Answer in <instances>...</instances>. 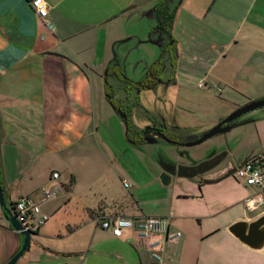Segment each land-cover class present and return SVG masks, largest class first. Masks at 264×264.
I'll return each mask as SVG.
<instances>
[{
  "label": "crops",
  "instance_id": "0c3cea01",
  "mask_svg": "<svg viewBox=\"0 0 264 264\" xmlns=\"http://www.w3.org/2000/svg\"><path fill=\"white\" fill-rule=\"evenodd\" d=\"M45 1L48 15L41 20L28 0H0V187L5 209L47 185L52 172L60 175L51 188L54 196L42 206L49 220L33 231L15 264H144L157 236L141 241L129 229L115 237L93 220L97 215L145 216L133 191L114 195L102 183L115 171L111 150L103 149L98 138L109 106L102 74L114 52L117 58L123 54L117 47L130 19L163 1ZM168 5L176 8L171 28L176 83L157 101L161 114L168 105L177 107V125L168 126L185 124L183 117L193 121L188 128L203 125L194 116L201 109L206 116V106L187 91L191 83L220 90V95L223 90L233 93L229 99L219 96L217 119L206 120L205 132L240 105L264 99V0H174ZM242 90L255 91L242 96ZM236 93L244 103H237ZM237 126L242 139L239 143L235 136L237 148L228 158L237 165L258 158L264 166V115ZM84 144L92 146V156L82 153ZM178 156L173 163H181ZM159 163L162 170L164 161ZM191 185L180 196L203 213L179 217L173 213L178 208L170 205L173 211L165 215L145 216L165 218L182 234L177 245L164 244L162 264H264V204L254 210L244 205L257 193L264 197V181L259 188L230 178ZM4 212L0 205V264H7L24 241ZM239 222L245 223L241 230L230 231Z\"/></svg>",
  "mask_w": 264,
  "mask_h": 264
},
{
  "label": "rangeland",
  "instance_id": "374dc122",
  "mask_svg": "<svg viewBox=\"0 0 264 264\" xmlns=\"http://www.w3.org/2000/svg\"><path fill=\"white\" fill-rule=\"evenodd\" d=\"M173 1L174 0H165V2L163 1L162 5L165 4L168 8V4L172 3ZM159 3H161V1ZM153 8H155V6ZM149 11L150 9H148L147 11H141L140 15H134L136 16V19H130L129 25L126 27L125 30V37L122 41H120L122 43L119 45V47H117L118 51L120 53H123L120 54V58L121 60H123L121 67L124 71L125 76H139L140 71L139 68H137L139 60H143L145 62L153 61L156 59L157 54H159L160 52V49L157 46L145 43L148 40V36L152 31V27H154L155 25L153 18L150 17L152 14L143 15L144 13L147 14ZM127 31L130 32L128 35H126ZM127 59L129 61L125 62V60ZM135 66L137 70H134ZM191 85L192 86L190 87V90L187 91H189L190 94H194L199 97V103L203 108L206 106V116L201 109L199 113H195L194 122L199 121V123H205L206 120H208L209 118L210 121L216 120L217 117L215 116V114L218 112V110L214 108L218 106L219 96L220 98L227 97L229 99V95L233 94L232 91L223 90L224 92H222L220 95V90H203L201 88H195L193 86V83H191ZM82 90L87 89L83 88ZM97 90H101V84L100 87L98 86ZM171 91H173V94L175 93V90ZM242 91L245 93L241 92V94H239L244 96L246 95V92L251 94L255 90ZM206 93H209L210 96L205 97ZM239 94L236 93V95L233 97L237 99V103H244V98L240 97ZM98 95L100 100L102 101L100 93ZM145 98H149V95H146ZM208 110L210 113L207 112ZM227 110L228 108L225 111L220 110V112L224 114L227 112ZM147 111H151L152 113L154 112L152 109H147ZM165 111L167 112L164 113L163 111L161 114L162 118L170 124L174 123L177 125L176 119L179 117L177 113V107L173 105H168ZM263 112V109L249 112L241 116L237 121L239 122V124L244 123L245 120L256 117L257 115H264ZM104 114V122L103 126H101L98 138L101 141L103 149L111 150V161L113 162V165H115V171H112L108 174L107 177H104L102 183L109 185L114 195H124L126 191H133L135 200L138 202V206L143 211V214H145V216L165 215L170 210L173 211V208L170 205H175L178 208V210L173 211V213L175 215H178L179 217H185L195 213H203V209L192 208L191 202H186V199L182 200L180 196V192H183V190H185L187 187L192 188L191 183L183 181L181 179H175L169 185L162 184L160 180V175L163 170H161L159 162L165 161L166 159L173 161V157H175L176 155L178 156L181 153L184 156H178L177 158L182 164H188L197 161L199 163L206 160L212 154H218L224 150H228L229 152L233 151L232 149L236 150L237 145L236 143H234V139L238 136L237 139L239 143L242 139V132H240L239 126H237L236 129H232L225 135L216 136L210 140H207L203 144L195 147L180 148L167 144L163 141H159L156 144H145L136 148L131 145L126 139L125 126L123 122L118 118V115L114 112L111 106L110 108L109 106H106V112ZM183 119V122L187 126L182 123L178 124L177 126L178 128L184 129L181 130L183 132L180 134L181 136H200L205 133L206 130H203L207 129V126L204 123L202 126L197 128H188L192 126L193 121L186 117H183ZM244 128L249 129L250 127L248 125L244 126ZM216 142L219 143L217 144ZM254 147H257L260 150L259 143H256ZM178 150L179 153H177ZM85 151H87L90 156H92L94 153L92 150V146L84 144L82 153H85ZM113 152L116 157L114 156ZM257 155L259 154H255L254 156ZM91 160H93L92 157ZM53 173L55 172H52V174ZM122 179H125L128 185L131 184V187L129 189L123 188L121 184V182L123 181ZM230 179L237 184H243V182L237 179L235 176L230 177ZM6 208H9L8 204H6Z\"/></svg>",
  "mask_w": 264,
  "mask_h": 264
},
{
  "label": "flooded vegetation",
  "instance_id": "af4514ba",
  "mask_svg": "<svg viewBox=\"0 0 264 264\" xmlns=\"http://www.w3.org/2000/svg\"><path fill=\"white\" fill-rule=\"evenodd\" d=\"M169 8L170 10L165 4L160 5L152 14L155 18V25L152 27L151 40L157 42L160 47V52H162L160 59L157 60L159 56L157 54L153 61L139 60L137 64L140 71L139 76L129 77L125 76L122 70L123 60L116 57L102 74L107 102L123 122L127 140L136 148L148 140H155L156 143L162 141L157 134H163L167 139L179 144H185L194 139V137L181 136L175 127L168 126V122L166 123L157 110L159 95L168 92L176 83L174 75L175 40L171 34L173 8ZM128 61V59L125 60V62ZM134 70H137L136 66ZM146 95H149V98H145ZM147 109H152L154 112L147 111ZM237 120L230 124L237 125L239 123ZM221 167L214 169L213 172L221 170ZM14 203L9 206L10 211Z\"/></svg>",
  "mask_w": 264,
  "mask_h": 264
},
{
  "label": "built area",
  "instance_id": "2783aa9c",
  "mask_svg": "<svg viewBox=\"0 0 264 264\" xmlns=\"http://www.w3.org/2000/svg\"><path fill=\"white\" fill-rule=\"evenodd\" d=\"M28 4L39 19L46 20L48 6L45 0H28ZM198 87H203L202 83H199ZM262 161L258 158L247 160L235 172L234 176L247 186L259 188L264 181ZM58 180L59 175L53 173L47 185L40 188L37 192L23 196L15 201L12 215L25 231L33 232L44 226L49 220V216L43 213L42 206L54 196L51 188L54 183L55 185L58 184ZM122 186L125 189L130 187L125 180L122 181ZM262 204H264V197L261 192L244 200V205L248 210H254ZM93 220L98 227L111 231L115 237H120L125 230L129 229L134 230L141 241L147 239L150 235L157 236V240L152 241L150 244L149 258L145 259L144 264H162L164 244L177 245L182 238V234L179 231L170 228L165 218L145 216L125 218L122 216L103 217L97 215L93 217Z\"/></svg>",
  "mask_w": 264,
  "mask_h": 264
},
{
  "label": "water",
  "instance_id": "95a60500",
  "mask_svg": "<svg viewBox=\"0 0 264 264\" xmlns=\"http://www.w3.org/2000/svg\"><path fill=\"white\" fill-rule=\"evenodd\" d=\"M162 3L163 2H161L159 5H162ZM154 9L155 8L150 10L147 14L144 13L143 15L153 14ZM175 9L173 10V12H175ZM168 10H170V8ZM145 43L155 45L160 49L159 45H157V42L151 40V34L148 36V40ZM113 56L114 58H116L115 52ZM161 57H162V52L159 53L157 60L160 59ZM259 109H264V99L251 101L243 106L238 107L233 112H231L226 118L220 121L217 125L209 129L207 132L203 133L200 137H197L185 144H179L177 142L171 141L167 139L163 134L161 135L157 134V135L165 143L176 147H195L203 144L207 140H210L216 136L225 135L226 133L230 132L233 128L236 127V125L234 126L231 125L230 123H232L234 120L239 119L241 116L249 112ZM147 143L155 144L156 142L155 140H148ZM229 153L230 152L228 150H224L218 154H212L210 157H208L206 160L202 162L192 165H186L181 163L175 164L169 159H166L162 166L163 172L160 175V180L163 185H169L174 179L185 180L191 184L208 185L217 181H222L224 179L233 177L235 172L241 167L243 163L237 165L234 159L232 158L228 159ZM182 156L184 155L179 154V157ZM219 166H222L221 170L213 172L214 169L218 168ZM0 205L4 207V211L7 213L6 217L9 220L11 228L14 231L20 233L24 237V241L21 249L7 263V264H15L18 261V259L22 256V254L26 251L27 247L30 244V240L33 234L32 232H28L23 229V227L19 224L16 218L12 215V211H10L9 208L5 209L1 187H0ZM263 220L264 218H262L260 222ZM244 224L245 223H241V222L236 223L231 226L230 231L235 233L239 232V230H241Z\"/></svg>",
  "mask_w": 264,
  "mask_h": 264
},
{
  "label": "trees",
  "instance_id": "16d2710c",
  "mask_svg": "<svg viewBox=\"0 0 264 264\" xmlns=\"http://www.w3.org/2000/svg\"><path fill=\"white\" fill-rule=\"evenodd\" d=\"M164 1V0H163ZM181 0H179V2H180ZM160 4V3H159ZM159 4H156L155 5V10L154 11H156L157 10V7L158 6H160ZM172 16H173V18L172 19H174V12L172 11ZM176 130H178V131H180V129H178V128H176ZM181 154V153H180ZM250 159H252V158H250ZM69 184H72V179H71V182L69 183ZM5 213V216H7V213L6 212H4ZM32 234H34V233H32ZM28 248V247H27Z\"/></svg>",
  "mask_w": 264,
  "mask_h": 264
},
{
  "label": "clouds",
  "instance_id": "9594fccd",
  "mask_svg": "<svg viewBox=\"0 0 264 264\" xmlns=\"http://www.w3.org/2000/svg\"><path fill=\"white\" fill-rule=\"evenodd\" d=\"M33 233V232H32Z\"/></svg>",
  "mask_w": 264,
  "mask_h": 264
}]
</instances>
